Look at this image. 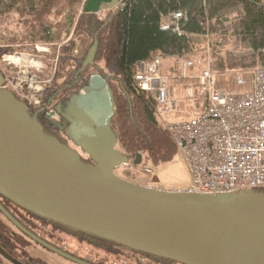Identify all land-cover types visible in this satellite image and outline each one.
Wrapping results in <instances>:
<instances>
[{
  "label": "trees",
  "instance_id": "trees-1",
  "mask_svg": "<svg viewBox=\"0 0 264 264\" xmlns=\"http://www.w3.org/2000/svg\"><path fill=\"white\" fill-rule=\"evenodd\" d=\"M85 2L0 0V22L18 13L25 27L23 33L15 35V42L23 47L26 44L30 51H35L37 43L54 46L49 55L51 65L55 64L54 79L51 85L44 87L41 105L34 107L12 93L25 103L31 116L44 108L38 113L37 121L46 134L81 151L77 144L78 131L70 132L71 128L80 129L75 123L79 116L72 112L70 97L79 92L93 74L101 73L110 84L117 105L111 133L124 157L123 165L117 168L122 174L120 178L151 188L150 184L141 182L146 170L172 160L178 148L159 119L160 104L156 95L143 91L135 80L139 63L152 61L159 55L185 58L209 50L212 68L218 73L219 88L228 92H252L255 72L264 68V0H121L103 15L84 12ZM174 12L183 14L179 30L164 27ZM3 35L0 30L1 43L8 41ZM77 39L84 44V49H78ZM1 52L5 50L0 49V55ZM94 59L103 61V68L87 76L85 71ZM0 72L4 75L1 68ZM239 75L244 79L243 84L237 82ZM172 82L183 88L198 86L195 80L174 78ZM50 111H55L61 121L48 117ZM137 154L142 155L139 164L134 162ZM81 161L93 164L83 152ZM252 190L264 192V188ZM259 202L264 199L242 204ZM35 214L54 224V238L80 240L82 259L89 261L88 258L93 257V264L123 260L130 264H183Z\"/></svg>",
  "mask_w": 264,
  "mask_h": 264
},
{
  "label": "water",
  "instance_id": "water-1",
  "mask_svg": "<svg viewBox=\"0 0 264 264\" xmlns=\"http://www.w3.org/2000/svg\"><path fill=\"white\" fill-rule=\"evenodd\" d=\"M119 3L87 0L83 11L98 13ZM4 83L0 72V193L63 224L183 264H264V202L159 191L115 175L124 163L111 133L117 105L101 73L70 97L80 126L70 132L78 131L89 165L43 131L37 115L44 108L31 116ZM141 161L137 154L134 162Z\"/></svg>",
  "mask_w": 264,
  "mask_h": 264
},
{
  "label": "built area",
  "instance_id": "built-area-1",
  "mask_svg": "<svg viewBox=\"0 0 264 264\" xmlns=\"http://www.w3.org/2000/svg\"><path fill=\"white\" fill-rule=\"evenodd\" d=\"M182 17V13L174 12L164 27L179 30ZM162 61L159 55L139 63L135 80L143 91L156 95L160 120L185 159L191 186L179 192L224 196L264 188V68L256 70L252 92H228L218 86V73L212 68L210 53L207 57L177 59L179 78L198 83L188 86L186 92L201 113L193 119L167 121L164 116L176 109L179 100L172 99L174 92L170 78L162 72ZM25 78L24 84L29 88L39 80L33 74H26ZM237 82L244 83L241 75ZM8 83L5 81L2 88L13 92ZM14 92L30 104L29 99L20 96L27 94ZM38 92L33 93L34 107L42 103ZM54 120L60 121L59 116Z\"/></svg>",
  "mask_w": 264,
  "mask_h": 264
},
{
  "label": "rangeland",
  "instance_id": "rangeland-1",
  "mask_svg": "<svg viewBox=\"0 0 264 264\" xmlns=\"http://www.w3.org/2000/svg\"><path fill=\"white\" fill-rule=\"evenodd\" d=\"M105 10H102L103 12L98 13V15H103ZM20 21V15L18 13H12L0 22V30H2L3 34L8 37V41H5L4 43L0 42L1 51L3 49L5 50V52H3V54L1 52L2 55H0V68L4 72L3 77L5 81H7V83L9 82L8 84L12 86V90L20 94H27L20 96H23L22 98L25 100L29 99V103L32 104V106H35L33 93H36L39 89L43 88L39 91V97L42 100L41 93L43 92L44 87L51 85L54 79L55 64L51 65L49 60V55L53 52L54 46L46 43H37L34 47L35 51H30L26 49V44H24L23 47L20 43L15 42V35L25 31V27L22 25V21ZM76 41H78V49H84V44L78 39ZM61 46L62 43L58 44L59 49ZM209 53V50L204 52L202 51L194 56L207 57L209 56ZM13 57L14 59H12ZM166 59L169 60L170 58H163V66H165L164 61ZM103 65V61L94 59L92 63H89L85 74L88 76L89 72L103 68ZM26 74H33L39 77L38 82L34 83L31 88L25 86L24 84ZM171 84L174 88L177 85L174 82ZM176 97H178L176 99H178L179 102L177 103L176 109L171 114L164 116L167 121H183L196 118L200 115L201 109L197 108V105L193 101H190L186 94L181 95L180 93H177ZM48 114V117L52 120H54V118L58 119L59 115L55 111H50ZM80 153L82 154L81 151ZM114 173L119 178L122 175L120 169L117 168L114 169ZM141 182H144L143 184L146 185L150 184V187L152 186L151 188H156L159 191L167 190L169 192H176L178 190L188 189L191 186V177L185 159L178 150L172 160L165 162L158 167L147 169L146 174L143 176V179H141ZM231 198L242 204L243 202H252L253 200H263L264 192L245 189L236 191L231 195ZM39 256L42 259L44 258L48 264H76L68 259L60 258L51 251H41Z\"/></svg>",
  "mask_w": 264,
  "mask_h": 264
},
{
  "label": "flooded vegetation",
  "instance_id": "flooded-vegetation-1",
  "mask_svg": "<svg viewBox=\"0 0 264 264\" xmlns=\"http://www.w3.org/2000/svg\"><path fill=\"white\" fill-rule=\"evenodd\" d=\"M0 205V264H48L39 256L41 251H51L76 264L79 263L68 256L90 264L95 261L93 257H89V261H86L85 257L82 259L83 247L80 240L54 238V224L42 219L34 211L22 209L1 195ZM101 263L111 264L112 261ZM113 264L130 263L123 260Z\"/></svg>",
  "mask_w": 264,
  "mask_h": 264
},
{
  "label": "crops",
  "instance_id": "crops-1",
  "mask_svg": "<svg viewBox=\"0 0 264 264\" xmlns=\"http://www.w3.org/2000/svg\"><path fill=\"white\" fill-rule=\"evenodd\" d=\"M176 57H171L169 60L166 59L164 62H165V66H163V69H162V72L165 76L169 77L170 78V85H171V88L173 89V98H178L176 97V94L177 93H180L181 95L182 94H186L185 92V87L183 88L181 85H176V87L174 88L171 84V81L174 79V78H178V71L176 69ZM182 98V97H181ZM178 100V99H177ZM181 100V99H180Z\"/></svg>",
  "mask_w": 264,
  "mask_h": 264
},
{
  "label": "bare ground",
  "instance_id": "bare-ground-1",
  "mask_svg": "<svg viewBox=\"0 0 264 264\" xmlns=\"http://www.w3.org/2000/svg\"><path fill=\"white\" fill-rule=\"evenodd\" d=\"M87 1V0H86ZM121 0H119V2H120ZM86 3V2H85ZM102 11V10H101ZM98 13H101L100 11L98 12ZM98 13H96V14H98ZM182 19V18H181ZM12 57V56H11ZM188 57H191V56H188ZM185 58H187V57H185ZM12 59H14V57L12 58ZM176 59V61H177V59H184V57L183 58H181V57H176L175 58ZM175 66H176V64H175ZM162 69H163V63H162ZM176 69H177V67H176ZM178 71V70H177ZM178 78H179V76H178ZM180 79V78H179ZM188 87V86H187ZM187 87L185 88V92H186V89H187ZM7 90H9V89H7ZM186 95H187V92H186ZM172 99H176V98H173L172 97ZM158 101V100H157ZM160 110V109H159ZM158 113H159V111H158ZM159 115V114H158ZM160 119V118H159ZM161 121V120H160ZM162 123V122H161Z\"/></svg>",
  "mask_w": 264,
  "mask_h": 264
}]
</instances>
